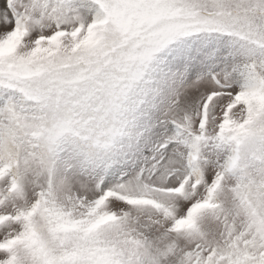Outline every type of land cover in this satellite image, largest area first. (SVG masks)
<instances>
[{
    "label": "snow or ice",
    "instance_id": "snow-or-ice-1",
    "mask_svg": "<svg viewBox=\"0 0 264 264\" xmlns=\"http://www.w3.org/2000/svg\"><path fill=\"white\" fill-rule=\"evenodd\" d=\"M0 264H264V0H0Z\"/></svg>",
    "mask_w": 264,
    "mask_h": 264
}]
</instances>
